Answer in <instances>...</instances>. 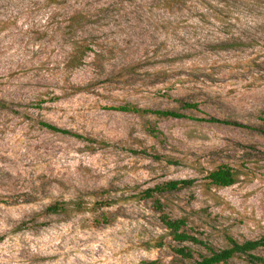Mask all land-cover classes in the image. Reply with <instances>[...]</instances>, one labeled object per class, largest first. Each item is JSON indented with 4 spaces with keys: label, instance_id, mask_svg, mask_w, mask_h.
I'll use <instances>...</instances> for the list:
<instances>
[{
    "label": "rangeland",
    "instance_id": "1",
    "mask_svg": "<svg viewBox=\"0 0 264 264\" xmlns=\"http://www.w3.org/2000/svg\"><path fill=\"white\" fill-rule=\"evenodd\" d=\"M0 102V264H178L162 213L215 249L264 234V135L186 117L260 125L264 0H0ZM123 104L184 116L109 108ZM219 163L235 183L207 184Z\"/></svg>",
    "mask_w": 264,
    "mask_h": 264
},
{
    "label": "trees",
    "instance_id": "2",
    "mask_svg": "<svg viewBox=\"0 0 264 264\" xmlns=\"http://www.w3.org/2000/svg\"><path fill=\"white\" fill-rule=\"evenodd\" d=\"M0 106H5V103L0 102ZM180 106L182 108H195L196 103L181 101ZM109 108L120 111L151 113L157 116H168L174 118L184 116V114L171 109L138 108L131 104L110 106ZM186 117L197 121L223 123L243 127L246 129H253L264 135V113L258 116V119L260 121L259 126L244 124L236 120L219 119L214 116ZM38 123L40 126L50 131H56L75 137H80V135L77 133L70 132L67 129L59 128L45 121H39ZM155 158H159V156H155ZM238 174L239 170L232 167L231 165L226 163H219L209 169L204 175V178L209 185L215 187H226L237 181ZM192 182L193 179L191 178L168 179L151 187L144 188L139 192V195L144 198L152 197L154 193L178 190L182 187L190 185ZM103 192H105V190H101L99 193ZM110 203L111 202L109 200L104 199L94 200L92 202V208H95L96 206H108L110 205ZM84 209L87 208H85L83 201L79 198L69 200H55L45 208V210L50 213L66 214L72 212H80ZM102 215L103 213H101V219L105 220L104 216ZM159 219L163 227L167 230V233L170 235L171 240L176 243V245L173 246L171 250L179 258L178 264H225L228 259L235 256H242L247 262L251 264H264V259L254 253L257 248L264 246V234L254 239H242L239 241L236 238L232 237L230 234L225 233L223 234L225 245L223 247L215 249L211 247L205 240L196 236L193 232H189L188 229L185 228V220L183 218H170L166 214L162 213L159 215ZM185 242L201 246L207 251L206 254H199L198 257L194 258L192 255V250L187 245L182 244ZM144 264H159V262L158 260L154 259L144 262Z\"/></svg>",
    "mask_w": 264,
    "mask_h": 264
}]
</instances>
